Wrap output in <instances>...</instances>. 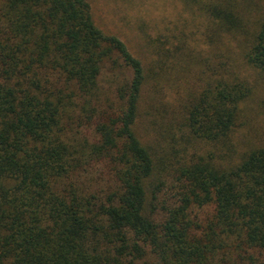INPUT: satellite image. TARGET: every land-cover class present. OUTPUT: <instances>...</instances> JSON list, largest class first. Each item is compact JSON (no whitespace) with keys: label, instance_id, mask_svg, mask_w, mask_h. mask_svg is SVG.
Returning <instances> with one entry per match:
<instances>
[{"label":"trees","instance_id":"16d2710c","mask_svg":"<svg viewBox=\"0 0 264 264\" xmlns=\"http://www.w3.org/2000/svg\"><path fill=\"white\" fill-rule=\"evenodd\" d=\"M182 2L0 0V264H264V0Z\"/></svg>","mask_w":264,"mask_h":264},{"label":"rangeland","instance_id":"374dc122","mask_svg":"<svg viewBox=\"0 0 264 264\" xmlns=\"http://www.w3.org/2000/svg\"><path fill=\"white\" fill-rule=\"evenodd\" d=\"M95 18L106 32L125 39L133 48L142 38L158 34L162 25L186 15L182 0H91ZM144 44V43H143Z\"/></svg>","mask_w":264,"mask_h":264}]
</instances>
